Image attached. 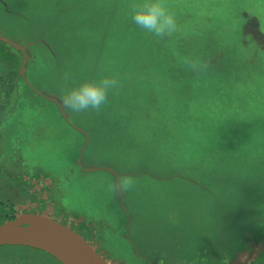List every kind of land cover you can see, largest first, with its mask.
<instances>
[{"label": "rangeland", "instance_id": "1", "mask_svg": "<svg viewBox=\"0 0 264 264\" xmlns=\"http://www.w3.org/2000/svg\"><path fill=\"white\" fill-rule=\"evenodd\" d=\"M6 1L0 35L31 42L33 55L0 40L19 57L0 103L10 84L28 89L0 121L2 133L15 123L21 139L0 143V223L26 211L49 215L89 237L111 264H227L239 246L247 256L246 237L264 235V0H165L179 27L160 39L132 23L139 0ZM57 2L70 6L58 20ZM70 22L80 32L72 47L60 35ZM177 52L192 63L177 66ZM102 75L119 86L99 110L45 99ZM86 143L82 162L97 169L79 162ZM7 247L0 253L25 255V264L55 261L44 250Z\"/></svg>", "mask_w": 264, "mask_h": 264}, {"label": "water", "instance_id": "2", "mask_svg": "<svg viewBox=\"0 0 264 264\" xmlns=\"http://www.w3.org/2000/svg\"><path fill=\"white\" fill-rule=\"evenodd\" d=\"M0 38L24 49L11 39ZM38 227L36 233L21 228ZM0 245H23L44 250L64 264H111L78 229L54 217L26 211L0 223Z\"/></svg>", "mask_w": 264, "mask_h": 264}, {"label": "clouds", "instance_id": "3", "mask_svg": "<svg viewBox=\"0 0 264 264\" xmlns=\"http://www.w3.org/2000/svg\"><path fill=\"white\" fill-rule=\"evenodd\" d=\"M133 24L157 39L178 30L176 14L169 9L165 0H139L131 9ZM264 55V54H262ZM119 86L116 76L102 75L96 79H86L67 86L61 90L64 107L75 112L99 110L109 99V93ZM132 181L125 178L121 181L123 187L130 186ZM252 264H264V252L253 257Z\"/></svg>", "mask_w": 264, "mask_h": 264}, {"label": "crops", "instance_id": "4", "mask_svg": "<svg viewBox=\"0 0 264 264\" xmlns=\"http://www.w3.org/2000/svg\"><path fill=\"white\" fill-rule=\"evenodd\" d=\"M0 3L3 5V6H6L7 5V1L6 0H0ZM58 3V7H57V20H58V18H60V17H62L64 14H66L67 13V10L66 11H64V9L65 8H70V6H68L67 4H60L59 2H57ZM10 11V10H9ZM44 18H45V21H49L50 19H49V17L48 16H44ZM76 25H78L77 23H75V22H70V23H68V24H65L64 26H63V30H62V32H61V36L63 37V38H65L66 40H67V42H69V45L72 47L73 46V43H76V41H77V36L80 34V32H78V31H76V30H74V26H76ZM71 27H73V29H71ZM80 29H85L84 27H80ZM1 36H3V35H1ZM6 37V36H5ZM8 38V37H7ZM10 39V38H9ZM0 40L1 41H3V42H5V43H7V44H9V45H11L12 47H14L15 49H18V48H16L15 46H13L12 44H10L9 42H7V41H5V40H3V39H1L0 38ZM12 40V39H11ZM13 41V40H12ZM17 44H19V43H17ZM19 45H21V44H19ZM30 45H32V43L31 42H28V43H26V44H23V45H21V46H24V49L23 50H20V49H18V50H20V54L22 55V53H24L26 56H27V59H30L29 58V56H32L33 55V51H32V49L30 48ZM3 47H5V46H1L0 45V76H2V77H4V75L5 74H7V73H9V71L10 70H12V68H13V65L15 64V62H19V57H16L15 55H13L14 54V52H12V51H9V50H5ZM6 48V47H5ZM2 50L3 51H6V52H2ZM9 51V52H8ZM1 52L2 53H4L5 55L4 56H2L1 55ZM10 52L12 53V54H10ZM75 53V52H74ZM31 54V55H30ZM57 55H58V59H60V57H59V54L57 53ZM22 57H23V55H22ZM69 63H73V64H76L74 61L73 62H69ZM57 64H58V62H57ZM59 64H61V63H59ZM14 69V68H13ZM24 69H25V71H27V64L25 63V67H24ZM57 76V75H56ZM23 78H24V81H25V84H27V86L29 87V84L27 83V79H26V72L25 73H23ZM11 79V78H10ZM13 79V78H12ZM93 79V78H92ZM30 88V87H29ZM44 94H45V99H46V101L48 102V101H52V103H57L58 101H62L60 98H56V96H53V95H50L49 93H46V92H44ZM63 102V101H62ZM71 127H73L72 125H71ZM74 128V127H73ZM82 133H85V132H83V130L81 131ZM87 144L88 143H86L85 144V146L83 147V149L81 150V155H80V157H79V162H82V157H83V153H84V151H85V148H86V146H87ZM85 166H87L86 168H87V170L86 169H84V167H83V170L84 171H89V170H94V169H97V167H92V166H90L89 164H87V163H84V162H82ZM114 178H120V176L117 174V173H115L114 174ZM183 178H187L186 180H190V181H193V182H195V179H193V178H189V177H187V176H183ZM215 178H218V177H215ZM197 182V181H196ZM199 185H201V183L199 182ZM200 187H204V186H200ZM212 195H214V196H216V198H218V195H217V193H216V191L215 190H211V189H209V188H206ZM261 189V187L260 186H258V191ZM199 193V192H198ZM191 194V197H190V201H189V204L190 203H194V202H191V201H193V200H195L196 198H197V196L198 195H201V193H199V194ZM201 198H202V196H201ZM218 200V199H217ZM196 205H199L198 203H196ZM128 216V214H127V209H126V212H125V214H124V216ZM129 221L131 222V224H132V222H133V217H131L130 215H129ZM189 223H193V222H195V223H197V221H198V218H191V219H189V220H187ZM129 228H131V227H129ZM222 230V229H221ZM248 237V236H247ZM247 237H246V242H247V247L248 248H250L251 249V252H249L248 253V255L247 256H243L242 255V253H243V251L245 250H243V248H245V247H243V246H239L238 248H237V250H236V253H235V255L233 256V257H231V258H229V260L227 261V264L229 263V264H250L251 263V261L253 260V257H255V256H258V252H262V251H264V235H262L261 237H258V239L256 240L255 238H253V237H250V238H248L247 239ZM88 239H89V237H87ZM93 244V243H92ZM95 247H97L95 244H93ZM99 250V249H98ZM139 256H143V257H146V258H149V256L148 255H145V254H138ZM111 261V260H110ZM150 261L152 262V263H150ZM150 261H149V264H153V261L150 259ZM213 260H210V262H212ZM189 262H191V263H193V264H196L194 261H191V260H189ZM217 262H219V261H217ZM213 263H216V261H213ZM221 263H222V261H221ZM224 263H225V261H224ZM190 264V263H189Z\"/></svg>", "mask_w": 264, "mask_h": 264}, {"label": "trees", "instance_id": "5", "mask_svg": "<svg viewBox=\"0 0 264 264\" xmlns=\"http://www.w3.org/2000/svg\"><path fill=\"white\" fill-rule=\"evenodd\" d=\"M151 36H153V35H151ZM150 36V38H149V41L152 39V37ZM147 38V37H146ZM152 43V41L150 42V44ZM143 44V43H142ZM150 47V46H149ZM148 49H150V48H147V50ZM175 56H176V58H175V62H176V65L177 66H183V65H189V63H192V62H190L191 60H187L186 58H185V56H183L180 52H177V54H175ZM202 56V58L200 59L203 63H208L209 61H208V59H206L207 58V55H201ZM201 56H198V53H196V57H194V58H198V57H201ZM193 58V59H194ZM223 62H227V61H223ZM227 67L228 66H226V64H222L221 65V67H220V69H224L223 71H222V74H223V76L226 78V79H231L232 77V75H233V72L230 70V71H228L227 70ZM248 75L246 74L245 75V77H247ZM4 78H6V76L4 75V77H2V76H0V85L2 84V83H5L4 82ZM6 84H8V83H6ZM10 89L12 90V89H14V91H12L13 93H14V99H13V102H14V106H9V103H10V96L13 94H11V95H9V96H7V98H8V100L7 101H4L3 103H0V121H1V118L3 117V116H8L11 112H12V110L13 109H16V106H18V105H20L21 104V102L20 101H22L23 100V98H24V93L23 92H26V91H28V89H26V87L24 88V91H21V90H23V89H21V90H19V88H18V86H13V85H11L10 84ZM31 90V89H30ZM32 95V94H31ZM9 101V102H8ZM34 101H36V98H34L33 97V99H32V102H34ZM41 101V100H40ZM32 102H29V103H32ZM13 104V103H12ZM4 114H7V115H4ZM11 127V124H9L7 127H6V129L4 130V133H2L1 131V134H0V143H1V141H2V138H3V140H5L6 141V139H7V142H10L11 144H13V146H15V147H17L18 145H19V143H20V138H19V136H18V134L16 133V131L19 133V130L18 129H16V124L14 123V128H15V130H12V127ZM19 160V159H18ZM16 161V160H15ZM6 205V202H5V200H2L1 202H0V207H3V206H5ZM1 247H3V248H1V249H3V250H5V249H11V248H9V247H7V246H14V245H0ZM4 246H6V248L4 247ZM25 247H28V246H25ZM30 248H32V247H30ZM33 249H36V250H38V251H41L42 252V250H40V249H37V248H33ZM10 253L12 252V251H9ZM43 253H46L47 255H49L51 258H53L55 261H53L52 263H48V264H62L59 260H57V258H55L53 255H51V254H49L48 252H43ZM0 254H2V253H0ZM26 254H28V253H26ZM2 258H5L6 259V261H7V264L8 263H11V264H13V262H12V258H14V259H16L17 260V263H15V264H25V262H26V258H25V255H23L24 256V258L21 260V261H18L19 260V258H16V257H13V256H11L10 257V254H7L6 252L5 253H3L2 255H0ZM28 256V255H27ZM229 264V263H228Z\"/></svg>", "mask_w": 264, "mask_h": 264}, {"label": "bare ground", "instance_id": "6", "mask_svg": "<svg viewBox=\"0 0 264 264\" xmlns=\"http://www.w3.org/2000/svg\"><path fill=\"white\" fill-rule=\"evenodd\" d=\"M21 232L25 233V232H29V233H36L38 231V227L36 226H31L30 228L26 229V228H21L20 229Z\"/></svg>", "mask_w": 264, "mask_h": 264}, {"label": "flooded vegetation", "instance_id": "7", "mask_svg": "<svg viewBox=\"0 0 264 264\" xmlns=\"http://www.w3.org/2000/svg\"><path fill=\"white\" fill-rule=\"evenodd\" d=\"M84 169H86V168H84ZM73 227V226H72ZM75 228V227H74ZM81 232V231H80ZM82 233V232H81ZM83 234V233H82ZM84 235V234H83ZM86 237V236H85ZM87 238V237H86ZM90 240V239H89ZM90 242L92 243V241L90 240ZM97 248V247H96ZM98 249V248H97Z\"/></svg>", "mask_w": 264, "mask_h": 264}]
</instances>
